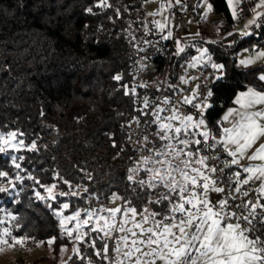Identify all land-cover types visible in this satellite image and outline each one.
Wrapping results in <instances>:
<instances>
[{
	"label": "trees",
	"instance_id": "16d2710c",
	"mask_svg": "<svg viewBox=\"0 0 264 264\" xmlns=\"http://www.w3.org/2000/svg\"><path fill=\"white\" fill-rule=\"evenodd\" d=\"M145 1L107 0L111 6L100 7L98 0H0V134L16 132L25 145L18 151L9 148L0 153V171L8 172L12 182L5 186L8 193H0V220L6 221L13 235L28 237L34 243L55 238L48 244L53 253L49 264L109 262L95 255L101 245L97 232L78 242L85 259L81 261L75 253L65 262L58 259L72 239L62 234L53 210L67 202V216L84 208L85 200L79 194L41 200L36 193L47 197L48 186L55 184L56 193L75 192V185L82 181L84 194L124 196L131 199L138 212L141 205L157 212L163 207L145 204L148 196L139 189L133 193L124 181L128 124L131 118L143 115L134 61L145 41L166 36L172 25L167 0L161 3L168 14V27L163 32L152 23L159 20V15H149L158 11L147 12ZM258 2L246 0L241 16L253 14L250 9ZM187 5L192 11H203L192 2ZM87 8H92V13ZM203 21L201 17L196 30L189 29L188 33L213 36L204 47L214 62L225 65L224 78L213 86V106L205 112L216 126L224 109L234 104L239 90H264V82L258 79L264 63L243 67L236 55L241 47L253 42L264 49V17L257 21L259 27L251 25L252 35L246 37L228 25H218L211 35L200 26ZM229 32L233 35L228 36ZM199 48L186 47L184 53L174 55L172 72ZM116 75L122 79L115 80ZM33 142L36 149L30 148ZM12 157H22L17 159L19 169ZM87 170L90 176L83 177ZM17 175L22 179L16 180ZM1 181L10 182L6 177H0ZM17 222L20 227L12 228ZM90 227L92 224L85 232ZM91 240H95V249L90 246Z\"/></svg>",
	"mask_w": 264,
	"mask_h": 264
},
{
	"label": "snow or ice",
	"instance_id": "6c2138e0",
	"mask_svg": "<svg viewBox=\"0 0 264 264\" xmlns=\"http://www.w3.org/2000/svg\"><path fill=\"white\" fill-rule=\"evenodd\" d=\"M180 2L181 0H176V3ZM227 2L232 9L233 18L239 19L244 11L242 5L246 0ZM98 5L111 6L107 0H98ZM168 6H171V0ZM203 7L207 11L202 19H207V14L212 12L213 6L205 0ZM261 7H264V0H259L255 7L250 9L254 17L248 21L246 28L251 25L259 27L257 21L264 17V12L258 11ZM163 10L164 5H161V11L149 15H162ZM86 11L92 13L93 9L87 8ZM152 23L160 32L168 27L167 17L164 18V22L155 20ZM239 34L245 37L252 35L247 30L240 31ZM227 35L232 36L233 33L229 32ZM171 36L172 32L169 30L162 38L168 39ZM185 50L186 46H181L177 42L175 55L179 56ZM197 52L199 55L193 56L188 66L210 65L218 73L213 76V80L223 79L225 65L214 62L207 48H199ZM259 59H264V51L257 50L255 55L240 59L239 64L246 67ZM113 78L117 81L122 79L120 75ZM258 79L264 82V71ZM181 80L184 83L188 82L184 77H181ZM200 87L201 85H197L189 96H184L179 101L181 104L191 105L196 110L195 116L182 114L171 97H164L159 104L152 105L145 97L143 108L140 109L143 115H151L149 123L157 128L154 136L155 140L160 142V147L156 148L155 141H149L148 136L142 139L146 143H153V148L149 149L146 143L139 145L137 142V152L142 153L146 150L150 154L140 155L139 159L134 161L133 167L128 169L126 180L133 193L139 189L148 196L145 204L161 205L163 206L161 211H151L141 205L140 220L137 221V208L132 206L131 199L113 194L111 199L123 200V207L77 209L73 214L65 216L64 210L70 207L66 202L59 209L53 210L54 215L59 217L63 235L84 242L90 232L100 233V239L104 240V244L102 250L95 251V255L109 264H264L262 239L264 231L257 228V224L264 228V204L260 203L264 200V144H259L251 155H248L249 150L264 137V91L249 87L236 96L234 103L239 107L228 109L223 117L225 121L232 118L231 126L221 125L220 136L217 139L208 129L204 118V113L213 106L211 102L213 92L208 88L201 96ZM128 94L129 92L125 91V95ZM132 94L135 95V88L132 89ZM150 107V113L144 111ZM136 121L139 122V117ZM113 146L115 147V143ZM24 147L23 140H17L16 132L0 134V153L6 152L9 148L18 151ZM36 147L35 142L30 145L31 149ZM217 149H222L228 159L221 161L219 155L213 156L211 153ZM245 158L250 162L260 163L241 165V160ZM17 159L22 157H12V162L19 169L21 165L17 163ZM233 166L239 167L241 171H233ZM217 171L220 176L213 178ZM141 173L144 174L142 177ZM0 177L9 178L11 182L8 172L0 171ZM15 179L22 178L17 175ZM252 181H258L259 187L245 189L244 186ZM64 183L68 184V181ZM222 183L228 185L227 190L218 186ZM12 187L14 189L15 184ZM55 188V184L46 188L47 197L39 192L36 196L41 200L55 201L57 195H78L77 192L55 193ZM8 192V188L0 187V193ZM250 192H255L256 195L252 199H247ZM212 193L226 194L213 202L210 199ZM237 200L239 203H236ZM229 201L233 203L230 204ZM233 207L238 211H232ZM82 212L84 219H81ZM117 214L120 215L119 222L116 219ZM11 219L16 221L17 217L12 216ZM70 222H75L74 227H67ZM242 222L248 226H242ZM90 223L92 227L88 232L83 231ZM128 224L132 226L127 227ZM19 227L18 222L12 225V228ZM125 232L128 235H118ZM257 232L260 234L257 235ZM113 233L117 235L114 236ZM105 238L114 240V255L111 258L107 255L109 249ZM28 239L30 238L13 235L6 221L0 220V248L24 244ZM54 239H49L47 243L51 244ZM90 246L95 249V240H91ZM73 251L78 259L81 261L85 259L80 255L78 246Z\"/></svg>",
	"mask_w": 264,
	"mask_h": 264
},
{
	"label": "built area",
	"instance_id": "2783aa9c",
	"mask_svg": "<svg viewBox=\"0 0 264 264\" xmlns=\"http://www.w3.org/2000/svg\"><path fill=\"white\" fill-rule=\"evenodd\" d=\"M169 2V0H167ZM171 10H172V25L170 31L172 36L168 39H163L162 36L148 40L143 48L139 51L138 57L134 61V66L138 78L140 80V101L143 105V100L145 97L148 98L150 105L159 104L164 97H171V99L176 103L177 107L180 109L181 113L184 115L192 114L196 115V110L191 107V105H184L179 103L182 97L189 96L192 90L196 89L197 85L200 87V95L203 96L208 88H211L213 92V86L216 80H213L214 75H218L215 69L211 66H197L189 67L190 60L188 58H183L177 67L176 72H172L173 61L175 51L177 49V42L185 44L187 48L194 47H204L207 39L212 38L213 36L204 35L202 33L189 34V26L191 21L198 22L200 21L201 15L199 12L192 11L185 0H181L180 3H176V0H171ZM208 19H215L213 13L208 14ZM141 65H144L142 68ZM181 77L187 79V83H184L181 80ZM141 85H147L143 87ZM146 112H151V107L149 109H144ZM169 115L170 113H166ZM137 117L130 119L128 124V153L125 163V172H124V181L126 180L128 169L133 167L135 160H138L140 155L147 156L150 153L148 151L137 152L136 148L139 145H145V141L142 139L144 136L149 137V141H155V147H160V142L155 140L154 133L157 131L155 125L150 124L149 121L152 119L151 115L139 116V122L136 121ZM204 118L206 120L208 129L216 135H219V132L215 125L211 124L204 113ZM131 136V140H129ZM146 147L151 149L153 148V143H146ZM207 154V153H204ZM213 156L219 155L221 161L228 159V157L223 153L222 149L214 150L211 153ZM227 171V170H226ZM233 171H240L238 169ZM142 174V173H141ZM140 174V176H141ZM90 176V171H84L83 177ZM220 176L219 171L215 174L213 178H218ZM218 186L224 187L226 190L228 185L226 183L219 184ZM85 188L84 183L81 181L75 185V192L79 195L84 196V207L86 209H99L110 208L112 205H117V207H123L124 201L117 199L113 201L111 195H99L97 193H87L84 194L83 190ZM226 193L222 194L224 196ZM239 195V194H237ZM98 197V199H97ZM124 197V196H122ZM229 203H233L229 201ZM239 203V200L236 201ZM232 211H238L235 207L231 209ZM117 222L120 221V215L117 214ZM235 222V221H233ZM242 226L247 227V224L242 222ZM257 228L264 231L261 225L257 224ZM260 232H257L259 235ZM113 235H117L113 233ZM107 239L108 243V253L107 255L111 258L114 255V240L111 238ZM264 239V236H262ZM104 240L101 239V245L99 250H102Z\"/></svg>",
	"mask_w": 264,
	"mask_h": 264
},
{
	"label": "rangeland",
	"instance_id": "374dc122",
	"mask_svg": "<svg viewBox=\"0 0 264 264\" xmlns=\"http://www.w3.org/2000/svg\"><path fill=\"white\" fill-rule=\"evenodd\" d=\"M144 7H145V10L147 12L160 11L161 1L160 0H146ZM231 11H232V9L230 7V13H231ZM167 15H168L167 11L165 10V12H164V10H163L162 15H159V20L161 22H164V18L167 17V23H168V16ZM253 17L254 16H249L246 19L242 20L241 14H240L239 19H234L232 16L234 21H236L238 23L237 30L239 32L243 31V30H247L249 32L251 31V26H248L246 28V25H248V21L250 19H252ZM192 22L193 21H191V23ZM205 25L206 26H202V27L207 29L208 33H210L212 35V33H213L212 30L218 29L219 24H213L212 23V24H205ZM190 26L193 27V25H190ZM190 26H189V28H190ZM202 27H199V28L202 29ZM207 35H209V34H207ZM245 49H247L248 51H245ZM250 52H252V51H251V49H249L248 46L241 47L240 50L238 51L239 55H241V56L244 54H249ZM197 55H199V53L195 54L194 56H197ZM190 61H191V59H190ZM17 140H21V139L19 137H17ZM10 183H12V182L1 181L0 187L8 186ZM69 185H71L70 182H69ZM57 191H58L57 188H55L54 192L56 193ZM45 194H47V193H45ZM112 206H116V205H112ZM83 209H86V208L85 207L81 208V210H83ZM73 213H71V214H73ZM139 213L140 212H138V215L136 217L137 221L140 220ZM71 214H67V215H71ZM84 218H85V216L82 212L81 219H84ZM74 224H75V222H70V223H68L67 227L72 228V227H74ZM131 226H132L131 224L127 225V227H131ZM147 226L148 225H145V227H147ZM86 227L83 229V231L87 230ZM73 235H75V233ZM118 235H128V233L125 232V233H120ZM78 242L79 241H75L72 239V243L69 246H64L63 249L59 252L58 259L61 260V262H65L66 259L74 253L73 249L78 246ZM48 244L49 243H45L43 241H38V242L34 243L28 239L27 242L24 244L15 245V246H7V245L3 246L2 248H0V264H35L37 261L40 264H49L50 260H48V258L52 257L53 253H51V249L49 248Z\"/></svg>",
	"mask_w": 264,
	"mask_h": 264
},
{
	"label": "crops",
	"instance_id": "0c3cea01",
	"mask_svg": "<svg viewBox=\"0 0 264 264\" xmlns=\"http://www.w3.org/2000/svg\"><path fill=\"white\" fill-rule=\"evenodd\" d=\"M160 1H161V3H162L163 0H160ZM185 1H186L187 3H188V2H189V3L192 2V3L196 4V6L199 5L198 7H199V8L201 7V9L203 10L202 12H201V11H197V12L200 13V15H202L201 13L205 14V12L207 11V9L203 7L205 0H185ZM207 2H208V3H211L212 6H213V10H212V12H210V13H213V14L215 15V19H213V20H209V19H208V14H209V13H208V14H207V19H204V21L201 23V26H206L205 24H211V23H213V24H219V25H228V26L230 27L231 30H235V29H237V27H238V23H237L236 21H234V19H233L232 16H231V13H230V7H229V4H228L227 0H207ZM162 4H163V3H162ZM162 4H161V5H162ZM261 9H262V7L259 8L258 11H260ZM160 11H161V8H160ZM158 12H159V11H158ZM249 16H254V13L251 14V15H249ZM249 16H241V19H242V20H243V19H246V18L249 17ZM201 17H202V16H201ZM200 19H201V18H200ZM197 24H198L197 22H192L190 25H193V27L190 26L189 29L196 30V28H197ZM198 26H199V25H198ZM198 33H201V32H198ZM248 47H249V49H251V51H252V52H250L249 54H244V55L241 56V55H239V53H238V51H239L240 49L237 51L236 55H237L238 63H239V60H240V59L247 58L248 56H253V55H255V52H256L257 50L264 51L263 48H261V47L258 46L257 42H253L252 45H249ZM261 63H264V59H259V60L256 61V63H254V64H252V65H249V66H247V67H250V66H253V65H257V64H261ZM239 65H240V64H239ZM240 66H241V65H240ZM243 67H244V66H243ZM248 88H249V87H248ZM248 88H246V89H242V90H239V91L237 92V94L235 95V98H236V96H237L240 92L246 91ZM252 88H254V87H252ZM255 89H256V88H255ZM256 90H257V91H264V90H259V89H256ZM234 101H235V99H234ZM238 107H239V106L236 105V104L234 103V104H232V105H230V106H228V107H226V108L224 109V111H223V113L221 114V116H220V118H219V121H218V123H217V125H216V128H217V130H218V132H219V135L217 136V139H219V136H220V127H221V125H222L223 127H230V126H231V120H232V118H230L229 121H225V120H223V117L227 114L228 109H230V108H238ZM257 107H261V106H257ZM259 144H264V137H262L260 140L257 141L256 145L253 146V149H250V150H249L248 155H251L252 151H254V149H255L256 147H258ZM249 163H254V164H255V163H260V161H251V162H250L247 158L241 160V165L247 166ZM235 168L241 171V169H240L239 167L235 166ZM243 176H244V174H243V172H242V178H243ZM258 187H259V182H258V181H252V182H250L248 185H245V186H244L245 189H255V188H258ZM255 195H256L255 192H250V196H249L247 199H252ZM221 198H223L222 194L212 193V194L210 195V199H211L213 202L218 201V200L221 199ZM263 201H264V200H261L260 203L263 204Z\"/></svg>",
	"mask_w": 264,
	"mask_h": 264
}]
</instances>
